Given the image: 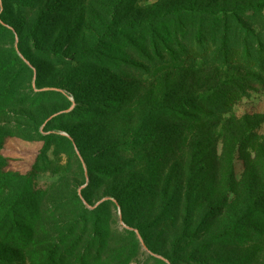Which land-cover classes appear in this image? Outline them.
Masks as SVG:
<instances>
[{"label": "rangeland", "instance_id": "obj_1", "mask_svg": "<svg viewBox=\"0 0 264 264\" xmlns=\"http://www.w3.org/2000/svg\"><path fill=\"white\" fill-rule=\"evenodd\" d=\"M0 23V264H264V0Z\"/></svg>", "mask_w": 264, "mask_h": 264}, {"label": "trees", "instance_id": "obj_2", "mask_svg": "<svg viewBox=\"0 0 264 264\" xmlns=\"http://www.w3.org/2000/svg\"><path fill=\"white\" fill-rule=\"evenodd\" d=\"M262 7L263 6H260V8H258V9H262ZM181 10H178V11H176V12H180ZM172 13H174V12H172ZM210 13H213V12H210ZM0 25H2L1 23H0ZM191 118H193V119H197V121H199V120H201V118H196V117H191Z\"/></svg>", "mask_w": 264, "mask_h": 264}]
</instances>
